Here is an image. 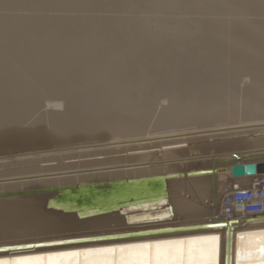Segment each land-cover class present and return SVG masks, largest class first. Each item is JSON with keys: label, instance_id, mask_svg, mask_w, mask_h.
Returning <instances> with one entry per match:
<instances>
[{"label": "bare ground", "instance_id": "1", "mask_svg": "<svg viewBox=\"0 0 264 264\" xmlns=\"http://www.w3.org/2000/svg\"><path fill=\"white\" fill-rule=\"evenodd\" d=\"M243 120H264V0H0V194H6L0 196V264H202L210 247L211 264H226L227 239L230 264H264V218L226 221L220 208L229 186L264 176V147L236 152L257 163V173L242 178L230 176L234 151L180 156L264 145V133L250 138L243 135L248 129L238 130L249 127L237 125ZM214 125L229 131L212 143L217 134L174 140L164 161L149 153L112 157L117 152L100 148L152 130ZM135 145L119 153L147 151ZM216 158L213 174H184L211 170L205 163L187 168ZM135 161L145 163L94 171ZM165 174L173 175L168 196L150 205L70 211L78 221L46 206L55 193L50 188L94 183L101 189V182ZM22 190L37 192L10 194ZM168 221L214 226L49 245L134 227L182 226ZM83 225L126 230L55 238ZM49 238L55 239L39 240ZM23 239L39 241L14 243ZM169 241L184 243L130 247ZM39 243L46 245L3 249Z\"/></svg>", "mask_w": 264, "mask_h": 264}, {"label": "water", "instance_id": "2", "mask_svg": "<svg viewBox=\"0 0 264 264\" xmlns=\"http://www.w3.org/2000/svg\"><path fill=\"white\" fill-rule=\"evenodd\" d=\"M235 162L230 166V176L233 178H242L257 173V163L253 159H240L237 153H231ZM216 171L215 167L211 170L185 171V175H197L198 173L213 174ZM183 174V173H181ZM180 174V175H181ZM172 174L165 175H149L145 177H133L131 179H117L112 181L101 182L99 185H104L101 189L96 188V184L87 183L78 185L77 187H55L47 189V191L55 192L54 195L47 200V207H58L63 211H74L79 215L86 213H102L118 210L121 207H136L140 205H150L154 202L164 201L167 194V178ZM45 190V189H44ZM37 191L22 190L10 194H25ZM6 196V194H0ZM224 225V223H221ZM214 224H198V225H182V226H166V228H150L145 230H134L132 232H119L114 234H103L100 236H87L84 238H71L61 241L49 243H71V242H86L87 240H103V239H119V238H135L137 236H150L157 233L179 232L185 229H198L204 226ZM226 264H230V240L227 239ZM46 245L39 244H23V245H7L3 247L7 249H21L23 247H39ZM48 245V244H47Z\"/></svg>", "mask_w": 264, "mask_h": 264}, {"label": "rangeland", "instance_id": "3", "mask_svg": "<svg viewBox=\"0 0 264 264\" xmlns=\"http://www.w3.org/2000/svg\"><path fill=\"white\" fill-rule=\"evenodd\" d=\"M161 106L163 105V102L161 101L159 103ZM237 125H240V126H249V127H243V129H238V130H241L243 131L244 129H248L247 132H245L243 135L244 136H250V138H253L256 134H259V133H264V132H261V131H255L256 129H258L259 127H264V120H259V121H245L243 120V122H239ZM224 126H221V125H214V126H211V127H204V128H200L198 130H196L195 132L191 131V130H188V128H180V129H166L164 131H155V130H152V131H149V136L144 138V137H140L138 138V140L135 138L134 141L130 142V138H122V139H116L115 140H111L108 144L105 146L103 145L102 147L100 148H103V152L105 151H108V152H113V153H116V155L112 156V157H119V156H138L137 154H151V158L152 159H158L157 161H164L165 159L168 160L170 158H162L161 157V154L164 153V151H167L168 149H172V146L169 145L170 142L174 141V140H177V139H181L183 138L185 140V137H188V138H191V137H196V136H200V137H204L206 139V136L207 135H212V134H217L215 135V137H209L210 140L208 141V143H212V141H214L216 138L220 137L219 134H222L223 132H227L229 131L228 130H225L223 129ZM226 128V127H224ZM232 131V130H231ZM193 132V133H191ZM84 141H87V140H84ZM113 142H116L115 144ZM137 143H142V144H145L146 147L148 148H152V147H155L153 149H148V148H144L143 146V149H147V151H136V150H130L128 151L127 153H124V152H121L119 153V150L121 149H136L137 148ZM263 148L264 145H260V146H247V145H244V147H239V148H235V149H231V150H228V151H223L224 153H228V152H241V151H244V150H239V149H260V148ZM106 148V149H105ZM183 148H188V144L186 145H183ZM199 150H194L193 152H196ZM193 152H187V153H184L183 155H180V156H186L187 154L188 155H192ZM112 154H109V155H113ZM154 154V155H153ZM108 155V156H109ZM153 155V156H152ZM156 155V156H155ZM179 156V157H180ZM110 157V158H112ZM156 157V158H155ZM149 156V159L152 160ZM155 161V160H153ZM259 161V160H258ZM136 162V161H135ZM147 162V161H146ZM187 162V161H186ZM195 162V161H192V163ZM142 163H145V162H132V163H119L117 164V168H105V167H109L108 165L103 167V168H99V169H96L94 171H103V170H110V169H115V170H121L122 168H127V169H131L129 167H132L130 165H137V164H142ZM189 163H191L189 161ZM168 166V165H166ZM193 166V167H192ZM172 167H175V166H172ZM177 167V165H176ZM189 168H194L195 166L194 165H191V166H188ZM190 168V169H191ZM188 169V168H187ZM92 171V170H91ZM157 172H162V171H157ZM189 178V177H187ZM186 178V179H187ZM68 216V219L71 220V221H78V219L76 218L75 215H73V212H70V214H66ZM216 220L214 218V216L211 218V221H214ZM183 223H193V222H182L180 224H173L172 221H168L166 223V225H182ZM165 225V226H166ZM142 227H134L132 229H128V230H131V231H134L135 229H141ZM144 228V227H143ZM147 228V227H146ZM126 229H121V228H118V229H109L107 231H103V232H99V231H95V229L93 228H90L89 226H85L83 225V229L81 232H75V233H71L70 235H62V236H55V238H71L72 236H87V235H96V234H103V233H111V232H118V231H124ZM55 238H49V239H39V240H50V239H55ZM39 240H33V239H23V240H17L15 241L14 243L16 242H23V241H39Z\"/></svg>", "mask_w": 264, "mask_h": 264}, {"label": "built area", "instance_id": "4", "mask_svg": "<svg viewBox=\"0 0 264 264\" xmlns=\"http://www.w3.org/2000/svg\"><path fill=\"white\" fill-rule=\"evenodd\" d=\"M224 220L246 221L264 218V176L254 179L245 187L233 184L228 187L220 203Z\"/></svg>", "mask_w": 264, "mask_h": 264}, {"label": "snow or ice", "instance_id": "5", "mask_svg": "<svg viewBox=\"0 0 264 264\" xmlns=\"http://www.w3.org/2000/svg\"><path fill=\"white\" fill-rule=\"evenodd\" d=\"M203 240H208V241H215L216 237H204V238H200ZM184 242L182 241H169V242H159L156 245H137V246H130V247H135V248H139V249H148L150 247H155L157 249H160L162 246L164 245H171V244H182ZM261 254L262 257H264V247L261 248ZM57 255H64V254H57ZM141 255L143 256V253H141ZM214 255V248L210 247L207 253V258L202 262V264H211V257ZM135 264H152V262L150 260H145V259H141L137 262H135ZM156 264H162V262L158 259Z\"/></svg>", "mask_w": 264, "mask_h": 264}, {"label": "crops", "instance_id": "6", "mask_svg": "<svg viewBox=\"0 0 264 264\" xmlns=\"http://www.w3.org/2000/svg\"><path fill=\"white\" fill-rule=\"evenodd\" d=\"M209 149H210V148H209ZM212 149H213V150H212ZM212 149H210V150L206 149L208 152H206V150H204V152H203V151H199V152L196 151V152H193L192 155H196V154H205V155H207V154H211V153H220V152L223 153V150H222L223 148H213V147H212ZM215 149H216V150H215ZM217 149H219V150H221V151H218ZM244 149H245V148H244ZM244 149H239V150L241 151V150H244ZM214 150H215V151H214ZM211 151H212V152H211ZM212 159H215V158H212ZM212 159H210L211 161H210V160H205L206 162H205L204 160H203V161L200 160V162H197V161H199V160H196V161L193 162L192 164H194V166H195L194 168H196V169H197V168H200V167H203V168L206 167V168H207L208 166H209V168H210V167H212V165H213L214 163H216V162L219 160V158H216L215 161H214V160L212 161ZM201 163H202V165H201ZM204 163H205V165H208V166H205ZM208 163L211 164V165H209ZM218 163H219V162H218ZM218 163H217V164H218ZM219 164H220V163H219ZM197 165H198V167H197ZM200 165H201V166H200ZM203 165H204V166H203ZM194 168H193V169H194ZM188 169H190V168H188ZM191 169H192V168H191Z\"/></svg>", "mask_w": 264, "mask_h": 264}]
</instances>
